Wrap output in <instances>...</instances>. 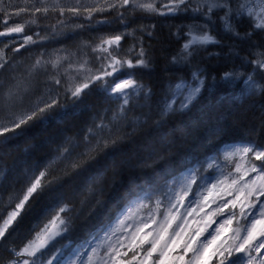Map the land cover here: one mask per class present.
<instances>
[{"label":"snow or ice","instance_id":"6c2138e0","mask_svg":"<svg viewBox=\"0 0 264 264\" xmlns=\"http://www.w3.org/2000/svg\"><path fill=\"white\" fill-rule=\"evenodd\" d=\"M57 7L62 17L67 11L74 16L84 13L88 20L112 11L121 20L125 11L158 16L183 13L194 21L202 19L203 23L194 22L187 31L177 33L183 43L172 57L174 64L191 62L209 46H223L221 34L244 42L264 37V0H93L91 4L76 0L67 8L57 2L51 10ZM49 10L45 0H37L31 6L3 12L0 37L22 35L23 43L11 47L14 54L37 43L33 35L25 34L26 27L37 20L10 26L9 19L25 13L46 15ZM245 23L248 30L241 34L240 25ZM124 37V33L109 35L92 46L100 62L98 68L91 67L86 58L57 55L47 59L41 53L21 72L14 56L0 49V152L15 137L54 117L69 100L73 104L81 101L97 84L118 101L110 118L100 117L82 138L64 140L45 163L26 167L10 189L0 190V242L16 233L22 245L12 247L8 264H131L120 259L127 255L121 252L125 248L133 253L136 264H264V146L255 143L228 148L198 167L169 172L171 179L163 176L162 183L137 185L128 192L129 200L115 222L101 220L87 237L73 239L75 221L85 209L89 218L108 212L98 187L105 173L98 172L82 183L77 193L79 206L74 202L76 197L72 202L65 198L61 191L64 185L81 180L84 166L95 160L102 148H117L143 131L149 120L159 134L170 118L193 106L205 87V78L196 71L191 81L178 78L156 96L132 71L124 73L125 69L147 67L150 62L142 41H138V51L134 44L123 52ZM250 47L254 49L252 58L245 59L252 72L225 71L221 79L230 82L246 76L243 84L247 93L264 96V44ZM234 50V45L229 46V52ZM122 74L125 78H120ZM137 107L148 111L141 112L143 119L130 121L128 112ZM159 143L161 150L150 145L147 155L138 161L139 167L151 169L166 159L169 145L163 137ZM209 170L217 174L207 175ZM45 198L50 205L26 232L19 233L24 217Z\"/></svg>","mask_w":264,"mask_h":264},{"label":"trees","instance_id":"16d2710c","mask_svg":"<svg viewBox=\"0 0 264 264\" xmlns=\"http://www.w3.org/2000/svg\"><path fill=\"white\" fill-rule=\"evenodd\" d=\"M40 18L42 23L38 20L40 31L37 37L47 38L45 28L50 25L52 14L48 12L45 18ZM18 20L20 19L11 18L9 22ZM192 20L190 14L158 16L130 11H125L121 20L117 12L112 11L105 18V26L96 29L89 26L88 31H83L88 23L82 21V30L76 35L72 33L63 37L57 36L56 40L62 44L71 41L66 48L75 49L87 57L93 68L100 66V62L95 59L96 54L91 51L92 46L99 42L98 40L93 44V38L100 34L122 30L121 33L126 34L121 41L122 50L136 44L138 51V41H142L150 61L148 66L135 70L125 69L124 73L132 71L135 78L146 89L151 88L156 96L178 78L183 77L191 81L193 72L199 71L205 78V87L198 100L185 113L170 118L161 126L159 134L152 130V121L149 120L143 131H138L117 148H102L96 154V159L84 166L81 180L69 181L64 185L61 191L65 198L72 202L76 197L74 202L79 206L77 193L82 183L89 177L96 176L98 172L105 173L104 181L98 187L102 189V198L108 212L99 218L95 215L89 218L85 209L84 214L75 221L74 240L87 237L89 231H95L96 227H99L101 220L105 224L113 222L117 213L127 204L128 192L137 185L147 187L162 183L163 176L171 179L169 172L198 167L216 157L227 146L246 143L264 146V96H250L246 87L239 81L228 82L221 79L225 71L252 72V67L246 63L245 58H252L250 53L254 49L250 44H264V37L254 36L251 42H244L221 34L219 38L223 46H209L207 52L201 51L191 62L174 64L172 57L177 55L183 43L177 33L187 31L185 25L192 23ZM70 30L75 32V28ZM239 30L243 34L248 30L247 24H241ZM149 31L151 36L148 35ZM128 33H132V36ZM50 44L55 45L56 41ZM49 45L40 41L34 46L22 49L19 54H14L11 47L6 49V52L9 57L14 56V63L18 62L19 69L23 72L41 53H47V58L51 47ZM231 45L235 46V50L228 53ZM123 77L125 76L122 74L120 78ZM40 91H43L42 87ZM117 106L118 101L110 98L100 84H97L88 90L81 101L73 104L69 100L64 108L57 110L54 117L37 123L25 134L15 137L9 147L0 152V190L5 187L10 189L26 167L45 163L64 140L82 138L100 117L110 118ZM147 111L146 107H137L129 110L128 118L130 121L136 117L143 119L141 112ZM128 131H131V128ZM161 137L169 145L166 149V159L151 169L139 167L138 161L147 155L150 145L155 146L158 151L161 150ZM49 205L47 198L36 203L32 211L24 217L18 232H26ZM13 246H22L21 238L16 233L0 242V264H8L12 259L10 250Z\"/></svg>","mask_w":264,"mask_h":264},{"label":"rangeland","instance_id":"374dc122","mask_svg":"<svg viewBox=\"0 0 264 264\" xmlns=\"http://www.w3.org/2000/svg\"><path fill=\"white\" fill-rule=\"evenodd\" d=\"M65 1H67L68 3L64 7H67L68 5L73 6V5L76 4V0H65ZM36 2H37V0H0V9L1 8L2 9H7L8 8L9 12L11 13V12L16 11V8L17 7L31 6L32 4H34ZM57 2H59V0H53V4L52 5L56 4ZM92 2H93V0H81V3L82 4H91ZM10 5H11V7H10ZM52 5H50L49 7H51ZM49 13L52 14V20H51V23L50 24L52 26H55V28H53L54 31L51 30V31H53L52 36L53 37H56L57 36V34H55L56 31H57L56 29H59V27H60L59 21H61V20H63V21L69 20L68 25L75 28V32H73L72 35H76L78 31H81L82 30L81 27H76V24L77 23L79 25H80V23L82 21L88 23L85 26V29L83 31H88L89 30L88 29L89 26H93L94 29H96L98 27H102V26H105L106 25L105 18H106V16L110 12H105V13H102V14H95L94 15V18L91 19V20L86 19L85 18L86 14H84V13H81L80 16H74L72 13L65 14L62 18H61L60 14L58 12H55V11H53L51 9L49 10ZM14 17H16V16H13L12 18H14ZM18 17L20 19L18 21H15V22H9L8 21L9 25L10 26H13L14 24L20 23V21H22V23H25V21H28V20H25V17L24 16H18ZM4 19H5V16H3L2 18H0V23H2ZM36 19H38L39 21H41V18L38 17V16L36 17ZM191 22L192 23L186 24L185 26L188 28L194 22L195 23H203V20L202 19H197L195 21L192 20ZM0 31H3V27H0ZM68 32H70V30ZM115 34H121V32L111 33V34H104V33L103 34H100L99 36L93 38V44L96 41H98L101 38H103V37H106V36H109V35H115ZM14 36L16 37L15 39H12V38H9V37H0V49H4L6 51L7 48H5V44H9V46H11L13 44H16V46H18L20 44V42L23 43L22 35H20V34H14ZM130 36H132V34ZM82 42H84V38L82 39ZM122 47L123 46H121V48ZM130 47L125 48L123 51L126 52ZM57 55H59V56H66V55H68L73 60L82 59V58H86L87 59V57H85L84 55H82L81 53H79L78 51H76L75 49L66 48V47L64 48L62 46L56 47L55 45H51L50 52L47 55V59H55ZM238 72L246 73L244 71H238ZM123 78H125V77H123ZM110 79L111 78H109V80ZM243 79H246V76H244V77H242L240 79H236L234 81H230V82L239 81L242 86H245L243 84ZM231 147H234V146L225 147V148L222 149V151L220 153H222L224 150H226L228 148H231ZM211 171H212V175H216L217 174L215 171H213V170H211ZM127 251L128 250L126 248L125 249H121V252H127ZM132 255H133V253L131 252V261H132ZM253 255H256V253H253ZM125 257L126 256H123L120 259L125 260ZM137 259H139V257H137ZM132 262L134 264H136V261H132Z\"/></svg>","mask_w":264,"mask_h":264},{"label":"flooded vegetation","instance_id":"af4514ba","mask_svg":"<svg viewBox=\"0 0 264 264\" xmlns=\"http://www.w3.org/2000/svg\"><path fill=\"white\" fill-rule=\"evenodd\" d=\"M67 1H65V0H59V4L61 5V6H66L67 5ZM6 4V3H5ZM45 4L47 5V6H50V5H52L53 4V0H45ZM57 4V3H56ZM68 6H70V5H68ZM67 6V7H68ZM67 7H65V8H67ZM50 9H51V7H50ZM5 10H7L8 12H9V10H8V8L7 9H0V18H2L4 15H3V12L5 11ZM55 12H58L59 13V8L57 7V9L55 10ZM27 14V13H26ZM65 14H70V13H68L67 11L65 12ZM22 15V14H21ZM20 15V16H21ZM36 16H40V17H43V18H45V14H43V13H38ZM14 18H18L19 19V17L18 16H16V17H14ZM61 18H62V16H61ZM26 20H28V19H26ZM37 20V19H36ZM20 23H22V21H20ZM41 23H42V21H41ZM68 23H69V20H65V21H63V24H61L60 23V27H59V29H56L57 31H56V33L55 34H57V36H59V37H63L64 35H66V34H72L73 33V31L72 30H70V29H72V28H74V27H72V26H69L68 25ZM36 24H38V20H37V23ZM75 24V23H74ZM76 25H79L78 23L76 24ZM52 30H53V26L52 25H50L49 26ZM67 27H68V30H67ZM70 30V32H68ZM54 31V30H53ZM57 36L56 37H53L52 35H51V37H49L48 39H47V45H49V43L50 42H53V41H56V44H55V46L56 47H59V46H62V47H67V45L69 44V43H71V41L69 42V43H67V44H62V43H60L59 41H57L56 40V38H57ZM20 43H22V42H20ZM29 46H31V45H29ZM49 46H51V44L49 45Z\"/></svg>","mask_w":264,"mask_h":264},{"label":"bare ground","instance_id":"6f19581e","mask_svg":"<svg viewBox=\"0 0 264 264\" xmlns=\"http://www.w3.org/2000/svg\"><path fill=\"white\" fill-rule=\"evenodd\" d=\"M228 53H229V51H228ZM230 54H231V53H230ZM234 54H235V53H234ZM234 54H233V55H234ZM235 56H236V55H235ZM244 56H245V54H244ZM136 109H137V108H136ZM138 110H139V109H138ZM140 111H141V110H140ZM30 157H31V156H30Z\"/></svg>","mask_w":264,"mask_h":264}]
</instances>
